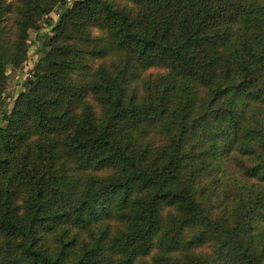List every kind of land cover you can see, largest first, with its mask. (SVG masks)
<instances>
[{"label": "trees", "instance_id": "trees-1", "mask_svg": "<svg viewBox=\"0 0 264 264\" xmlns=\"http://www.w3.org/2000/svg\"><path fill=\"white\" fill-rule=\"evenodd\" d=\"M0 264H264V0H0Z\"/></svg>", "mask_w": 264, "mask_h": 264}, {"label": "rangeland", "instance_id": "rangeland-1", "mask_svg": "<svg viewBox=\"0 0 264 264\" xmlns=\"http://www.w3.org/2000/svg\"><path fill=\"white\" fill-rule=\"evenodd\" d=\"M50 16L51 17L47 19V21L44 20L43 23L41 22V30L37 32H30V48L27 54L26 61L18 69L9 70L10 76L7 80V85L2 98L3 102L0 103V110L11 108L12 102L16 97L17 92L23 90L24 81H26V78L30 77L28 74L32 73L35 63L37 62L38 58L43 54V34L47 32L49 33L48 28L45 24H47V22L51 20L53 21L56 19V15L54 13H52ZM1 120L2 114L0 112V124L3 125L5 122Z\"/></svg>", "mask_w": 264, "mask_h": 264}]
</instances>
